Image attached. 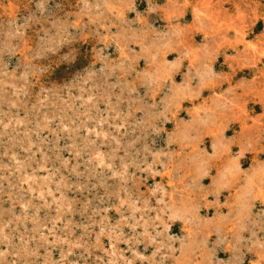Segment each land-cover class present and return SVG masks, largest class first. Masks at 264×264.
Listing matches in <instances>:
<instances>
[{"label":"rangeland","instance_id":"obj_1","mask_svg":"<svg viewBox=\"0 0 264 264\" xmlns=\"http://www.w3.org/2000/svg\"><path fill=\"white\" fill-rule=\"evenodd\" d=\"M0 264H264V0H0Z\"/></svg>","mask_w":264,"mask_h":264}]
</instances>
